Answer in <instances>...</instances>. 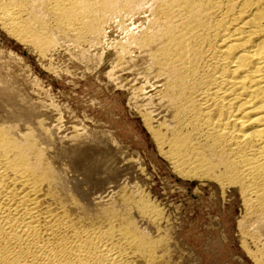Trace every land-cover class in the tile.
Here are the masks:
<instances>
[{"label": "bare ground", "instance_id": "obj_1", "mask_svg": "<svg viewBox=\"0 0 264 264\" xmlns=\"http://www.w3.org/2000/svg\"><path fill=\"white\" fill-rule=\"evenodd\" d=\"M151 1V25L136 39L154 67L148 129L180 175L236 187L246 215L264 218V0ZM133 4L9 0L0 3V23L44 51L55 42L50 19L67 34L99 38L111 14ZM3 107L0 264H170L169 240L154 237L162 213L149 198L118 188L116 196L107 194L110 181L96 180V166L87 165L92 145L74 139L69 165L62 164L67 153L55 147L48 127L26 119L25 109ZM259 249L257 261L264 256Z\"/></svg>", "mask_w": 264, "mask_h": 264}, {"label": "rangeland", "instance_id": "obj_2", "mask_svg": "<svg viewBox=\"0 0 264 264\" xmlns=\"http://www.w3.org/2000/svg\"><path fill=\"white\" fill-rule=\"evenodd\" d=\"M133 5L110 15L102 38L82 35L80 39L74 34L75 38L39 13L42 22L49 25V20V34L54 35L46 54L9 34L0 23L2 108L25 109L26 119L48 127L45 131L57 138L55 147L67 153V158L59 159L66 165L74 139L92 145L87 165L96 166V180L110 181L107 194H141L161 211L154 237L169 240L170 264H264V256L260 263L253 254L264 249V218L249 216L254 218L250 222L236 187L180 175L148 129L144 115L153 117L154 125V67L136 39L151 25L153 3L134 0ZM29 124L25 127L32 128ZM98 169L104 172L100 177Z\"/></svg>", "mask_w": 264, "mask_h": 264}]
</instances>
